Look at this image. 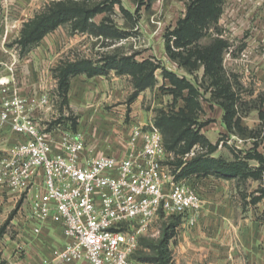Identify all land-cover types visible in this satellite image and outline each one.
I'll return each instance as SVG.
<instances>
[{"label":"rangeland","instance_id":"rangeland-1","mask_svg":"<svg viewBox=\"0 0 264 264\" xmlns=\"http://www.w3.org/2000/svg\"><path fill=\"white\" fill-rule=\"evenodd\" d=\"M54 1L59 0H0V79L8 80L23 96L48 93L53 106L47 110L44 123L60 122L71 127L76 121L78 128L79 117L69 105L63 104L59 95L58 67L86 58L101 66L106 56L134 54L135 58L152 59L169 66L179 77H186L194 84L200 111L197 125L192 127L197 129L204 124L202 133L218 144L214 156L233 160L234 154L242 157L255 149L263 152L264 123L260 114L264 111V0H223L217 22L204 29L198 48L217 40L226 42L223 60L218 65L221 83L217 86L212 84L211 76L205 75L201 62L190 68L178 65L174 68L166 54L165 33L185 15L191 0H72L88 6L101 4L108 9L90 20L92 25L88 31H81L78 21H68L31 48L21 49L17 40L24 24L47 10ZM104 18L108 25L126 32L127 36L117 38L92 33L98 31L97 26ZM155 74L157 83L140 92L139 103L135 97L129 105L133 81L130 75L121 74L123 91L115 106L123 105V109L115 111L108 105L104 109L121 116L122 129L116 133L103 132V137L114 140L113 136H117L116 143L122 146L135 118L143 116L145 121L155 123L161 112H177L185 105L182 97L174 99L171 84L162 77L161 68ZM221 88L228 94L219 95ZM222 103L232 105L230 128L225 123L227 112ZM207 150L197 144L191 150L194 152L191 158ZM170 153L172 157L163 161L167 171H179L175 164L179 158L190 160ZM248 162L252 167L258 165L254 159ZM180 180L196 189L202 198H210L205 214H215L204 215L209 219L207 225L201 222V228L189 226L184 218L160 216L140 235L134 256L142 264H264V196L261 194L264 179L227 178L213 172L195 173ZM28 195L25 192L15 202L0 205V264H8L5 250L9 245L13 247V254L17 253L20 258L26 255L17 246L21 229L16 214L19 209H28L31 204Z\"/></svg>","mask_w":264,"mask_h":264},{"label":"built area","instance_id":"built-area-1","mask_svg":"<svg viewBox=\"0 0 264 264\" xmlns=\"http://www.w3.org/2000/svg\"><path fill=\"white\" fill-rule=\"evenodd\" d=\"M0 94V128L19 137L0 156V186L31 192V217L61 226L67 241L51 250L52 260L142 264L134 256L140 235L160 216L197 224L204 199L167 171L172 154L155 123L133 125L119 154L89 157L93 133L36 117L53 106L48 93L23 96L0 79Z\"/></svg>","mask_w":264,"mask_h":264},{"label":"trees","instance_id":"trees-1","mask_svg":"<svg viewBox=\"0 0 264 264\" xmlns=\"http://www.w3.org/2000/svg\"><path fill=\"white\" fill-rule=\"evenodd\" d=\"M223 0H191L188 4L185 15L177 20L175 27L165 33V50L170 59L180 67H194L198 62L204 65L205 75L212 77L213 85L221 83V76L218 65L223 60V51L226 42L217 40L210 46L198 48L197 44L203 37L204 29L216 23L221 11ZM108 6L95 4L92 6L84 5L72 0L54 1L47 10L26 22L22 29V34L17 42L21 49L31 48L44 36L56 29L58 26L68 21H78L81 31L89 30L92 20L96 15L104 13ZM96 35L123 38L126 32H121L106 23L104 18L97 26ZM101 66L94 65L88 58L80 62L74 60L66 66L57 68L56 77L58 79V91L63 99V104L68 105V91L70 80L79 73H86L89 76L105 74L109 69H115L119 74L131 76L134 92L129 100H133L141 91L153 87L157 83L156 71L161 68L162 77L171 84V92L174 99L182 97L185 105L177 112H161L156 119L155 125L159 127L163 134L165 148L174 155H181L182 158L191 152L192 148L200 144L208 150L204 154H198L189 161L177 159L176 178L181 179L193 174L216 173L227 178H247L264 179V150L263 152L251 150L244 156L234 154L233 160H226L222 156H214L218 150V144H213L207 136L202 133L204 124H200L197 129L192 126L197 125V116L200 111V103L196 100L197 90L194 84L186 77H179L175 71L168 70L164 65L154 62L152 59L137 60L134 54L112 55L102 58ZM79 65V66H78ZM81 68L79 69V67ZM83 67V68H82ZM187 90V94L183 91ZM225 88L219 90V95H227ZM227 112L224 119L228 128L231 127L233 119L232 105L222 103ZM260 117L264 123V111ZM59 123V122H55ZM72 129H77V122H73ZM182 143V144H181ZM254 159L258 162L257 166H250L249 160ZM264 196V188L261 190ZM180 217L179 215H170ZM137 259V258H136ZM141 262V260H139ZM142 263V262H141ZM4 264V263H3Z\"/></svg>","mask_w":264,"mask_h":264},{"label":"crops","instance_id":"crops-1","mask_svg":"<svg viewBox=\"0 0 264 264\" xmlns=\"http://www.w3.org/2000/svg\"><path fill=\"white\" fill-rule=\"evenodd\" d=\"M175 27V26H174ZM167 54V53H166ZM165 54V55H166ZM137 60H143L145 58H138ZM177 65L175 62H172ZM168 70L175 71L169 66L166 67ZM111 71L109 74H97L94 76H89L86 73H79L73 76L70 80V87L68 91V105L72 111L76 113L78 118V129L85 130L87 133L93 131L96 137L90 144V150H88V156L92 157L100 154L101 152L110 154H119L121 151V146L117 142V136H113L112 144H108L109 141L103 137V132H113L116 133L117 130H121L120 115H116L114 112H105L104 107L108 105L111 106L113 110L122 111L123 105H116L120 102L122 96V75L117 73L115 69H109ZM263 72H264V58H263ZM177 73V72H176ZM133 83L130 88L133 91ZM148 89V88H147ZM142 92V91H141ZM1 95V94H0ZM1 97V96H0ZM137 103L141 99V94L137 96ZM134 100V99H133ZM133 100L127 101L129 105ZM120 106V107H118ZM49 109H39L36 110L35 115L40 120L43 121L46 116V112ZM139 120V121H138ZM148 123H153L152 121H145V117L135 118L133 125H146ZM130 133V132H129ZM112 137V138H113ZM19 137L14 134L9 126H4L0 128V156L5 153V151L17 140ZM108 141V142H107ZM187 154H190L187 153ZM183 157L184 160L191 159V155ZM29 199L33 197V194L29 193ZM19 194L13 192L7 187L0 186V205L1 204H11L19 199ZM205 205L210 202V198H203ZM31 203V201H30ZM205 205L201 210L197 224L193 228H201V222H205L209 219L204 215H214V212H207L205 214ZM9 205V209H10ZM6 212V210H5ZM17 223L19 225V241L18 247H22L25 252L24 258H20L17 253L13 254V247L10 245L5 250V256L8 258V264H65L62 262L54 261L51 259V250L54 248L62 247L65 245L67 239L62 233L61 226L48 220L46 222L34 219L30 215V205L27 210H18L16 214ZM207 225V224H206ZM14 229H17L16 227ZM202 234H204L202 232ZM205 235H208L205 233ZM210 237V235L208 236ZM12 246V245H11ZM209 249V248H207ZM70 264H88L87 262H74ZM211 264V263H207Z\"/></svg>","mask_w":264,"mask_h":264}]
</instances>
